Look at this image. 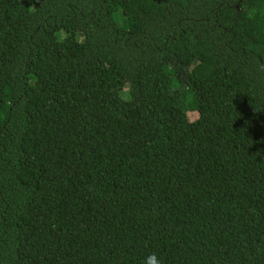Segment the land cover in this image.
<instances>
[{"label":"trees","instance_id":"trees-1","mask_svg":"<svg viewBox=\"0 0 264 264\" xmlns=\"http://www.w3.org/2000/svg\"><path fill=\"white\" fill-rule=\"evenodd\" d=\"M153 253L264 264V0H0V264Z\"/></svg>","mask_w":264,"mask_h":264},{"label":"rangeland","instance_id":"rangeland-1","mask_svg":"<svg viewBox=\"0 0 264 264\" xmlns=\"http://www.w3.org/2000/svg\"><path fill=\"white\" fill-rule=\"evenodd\" d=\"M130 11V9H129V7H128V5L127 4H124V6H123V13L125 14H127L128 12ZM195 114H189L188 115V118H189V120H193V119H195Z\"/></svg>","mask_w":264,"mask_h":264},{"label":"clouds","instance_id":"clouds-1","mask_svg":"<svg viewBox=\"0 0 264 264\" xmlns=\"http://www.w3.org/2000/svg\"><path fill=\"white\" fill-rule=\"evenodd\" d=\"M148 260L150 261V264H161V261L156 258L154 253L148 257Z\"/></svg>","mask_w":264,"mask_h":264}]
</instances>
